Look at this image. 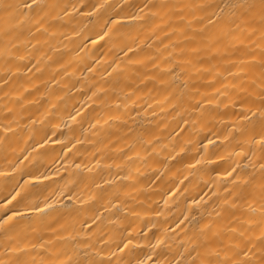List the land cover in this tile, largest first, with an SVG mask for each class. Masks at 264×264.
Instances as JSON below:
<instances>
[{
    "label": "clouds",
    "instance_id": "obj_1",
    "mask_svg": "<svg viewBox=\"0 0 264 264\" xmlns=\"http://www.w3.org/2000/svg\"><path fill=\"white\" fill-rule=\"evenodd\" d=\"M25 3L0 0V264H264V0Z\"/></svg>",
    "mask_w": 264,
    "mask_h": 264
},
{
    "label": "snow or ice",
    "instance_id": "obj_2",
    "mask_svg": "<svg viewBox=\"0 0 264 264\" xmlns=\"http://www.w3.org/2000/svg\"><path fill=\"white\" fill-rule=\"evenodd\" d=\"M26 8L27 7H32L33 5L32 4H30V3H27V0H26V3H25V5H24ZM101 39H103V37H100ZM94 43H95V41H93ZM90 70H92V69H90ZM73 118H75V117H73ZM5 131H8V129H5ZM229 176L230 175H232V172H229V173H227ZM39 177H36V176H33L32 177V179L33 180H36V179H38ZM13 199H15V197H13ZM49 205H45V207H48ZM38 211H43V208H41V209H37ZM18 214H22V213H13V215H18ZM9 219H11V217H9ZM179 226V225H178Z\"/></svg>",
    "mask_w": 264,
    "mask_h": 264
},
{
    "label": "bare ground",
    "instance_id": "obj_3",
    "mask_svg": "<svg viewBox=\"0 0 264 264\" xmlns=\"http://www.w3.org/2000/svg\"><path fill=\"white\" fill-rule=\"evenodd\" d=\"M115 7V3H113L112 5H109L102 13H101V17H103L104 15H107L109 12H111V10ZM37 86H39L37 84ZM35 93H32V95L27 96L28 100H33V98L35 97Z\"/></svg>",
    "mask_w": 264,
    "mask_h": 264
}]
</instances>
